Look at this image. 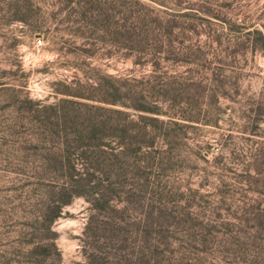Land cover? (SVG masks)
Returning a JSON list of instances; mask_svg holds the SVG:
<instances>
[{"label":"rangeland","instance_id":"obj_1","mask_svg":"<svg viewBox=\"0 0 264 264\" xmlns=\"http://www.w3.org/2000/svg\"><path fill=\"white\" fill-rule=\"evenodd\" d=\"M175 1L99 0L113 16L106 27L81 16L88 0H0V264H86L89 204L60 188L76 155L68 136L90 107L139 114L102 103L105 85L143 93L173 119H197L169 125L165 136L152 124L168 157L156 173L167 198L168 264H264V46L254 32L264 29V0H181L182 10ZM167 23L180 27L170 38ZM168 40L174 51L163 53ZM153 61L160 66L148 85ZM186 78L215 81L204 92L188 89L184 102L165 100L161 85ZM134 100L124 101L142 103ZM142 197L143 207L134 197L120 206L131 246L154 218L153 194Z\"/></svg>","mask_w":264,"mask_h":264},{"label":"trees","instance_id":"obj_2","mask_svg":"<svg viewBox=\"0 0 264 264\" xmlns=\"http://www.w3.org/2000/svg\"><path fill=\"white\" fill-rule=\"evenodd\" d=\"M150 1L156 2V0ZM98 2L99 0H88L85 4L87 6L81 7V16L84 19L93 20V23H103L107 27L109 25L108 18L113 16L104 12L103 7L101 10V4H99L100 6L96 4ZM135 3L139 4L138 0H135ZM106 4L108 5L107 2ZM174 5L182 10V7L187 4L185 5V1L176 0ZM185 9L194 11L189 7ZM200 13L205 16L211 15L209 11ZM156 18L158 19V17ZM171 23L173 24L172 21ZM117 25L120 33L130 35L128 38L133 39L134 36L138 38L137 30L127 31L124 30V25L119 26V23H114L115 27ZM177 29L180 27L167 23V31H165L167 38L172 37L173 32ZM254 32L259 36L260 44L263 47L264 29L263 31L254 30ZM172 43L171 40H168V45H165V42L161 41L159 50L166 46L167 51L163 53H172L174 51ZM151 66L153 70L147 80L148 85L157 78L155 75H157L160 63L153 61ZM214 81L212 78L210 83L204 86L200 81L195 82L192 78H186L184 83L177 85V88L171 84H162L160 88L164 93L163 96H167L170 102H184L183 99L187 96L188 89L193 87L204 92L207 91L206 88L213 86ZM102 88L104 91L102 103L120 104L121 107L133 110L140 115L104 107H90V110L84 112L86 122L74 125V130L68 136V145L74 148L76 155L73 160H66L69 171L62 175L60 188L65 196L81 197L89 204L90 214L80 238L82 256L86 264H168L170 260L167 257V246L170 237L161 235L169 226L162 221L161 216L167 198L165 188L158 189L156 187V181L166 171L168 157L159 151L160 147L157 142L159 137L152 124L158 123L164 130V134L161 136H165V130L169 125L178 126L181 121H185L184 118L191 121L197 119L175 117L174 120L162 110L161 105L148 107L142 97L143 93H140V97H136L137 93H132L130 88L124 86L115 89L105 85ZM109 89L113 90V93L109 94ZM117 97L120 98L117 103L110 101L111 98ZM130 97H133V100L142 101V103L128 105L124 100L130 99ZM97 116H100V119L96 120ZM162 117H167L168 120L160 119ZM58 118L55 115L52 127L58 128L56 120ZM78 151H83L81 156H78ZM56 164L62 171L65 161L59 157ZM156 173H161L158 179ZM126 187H128V192L119 191ZM145 192L153 194L149 204L154 215L149 223L150 234L144 238H136L131 246L129 236L123 235L121 230L123 210L120 209V206L126 203L129 205L134 197L139 199L137 203L143 207L142 194ZM125 195H128V200L122 199V196ZM65 204L63 203V205ZM197 240L204 243L208 239L197 237ZM135 246H138V251L131 248Z\"/></svg>","mask_w":264,"mask_h":264}]
</instances>
